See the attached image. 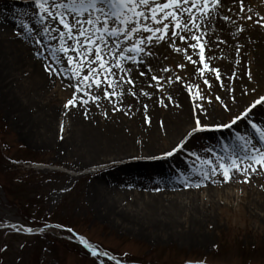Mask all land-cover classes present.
I'll return each instance as SVG.
<instances>
[{"label":"rangeland","instance_id":"rangeland-1","mask_svg":"<svg viewBox=\"0 0 264 264\" xmlns=\"http://www.w3.org/2000/svg\"><path fill=\"white\" fill-rule=\"evenodd\" d=\"M245 6L252 11L240 13L239 0H222L221 9L213 13V22L207 28L211 31L213 50L218 49L207 64L219 69V80L211 71L201 74L204 64L198 60L199 47L188 48L187 55L198 61L192 64L183 51L177 53L165 41L149 46L152 55H142V64L126 62V66L133 68V79H136L131 89L136 92L135 96L129 93L131 86L124 85L122 98L89 100L87 104L78 99L76 106L66 107L76 91L77 80L69 73L68 65L57 64L52 59L51 50L58 46V34L43 31L48 25L39 22L33 0H0V22L5 19L11 30L0 34V264L116 263L107 256H93L92 249L86 252L84 246L75 241L77 237L132 263L264 264V169L258 167L247 182L235 171L231 179L225 181L218 165L219 157L226 158L221 162L229 163L230 154H234L242 166L246 163L239 160L237 151L230 150L226 136L249 119L254 121L264 116V104L231 128L215 127L229 124L264 96V79L255 75L256 62L257 66L259 62L264 63V27L255 23L264 15V0H245ZM248 15L253 16L252 21L246 19ZM224 16H229L230 20H223ZM24 25L35 28L28 32ZM51 26L58 27L55 23ZM53 36L57 38L53 40ZM6 38L24 49L26 57L32 55V66L25 65L26 61L14 50L4 47ZM230 38L235 43H230ZM204 41L206 38L202 37V43ZM175 44L181 49L187 47L178 39ZM37 62L45 78H38L40 83L30 75ZM223 62L242 64L241 75L236 63L232 69H224ZM46 65L64 67L65 71L51 74ZM149 67L151 72H148ZM165 68L170 71H163ZM141 71L146 73L144 77L139 76ZM153 75L163 78L159 80L162 89L156 87L157 81L151 80ZM177 76L181 79L176 80ZM205 79L208 84L204 83ZM177 90L183 92V99L189 100L188 113L193 120L187 131L172 141L164 131L168 126L166 114L171 115L181 106ZM91 91L103 97L102 91ZM144 91L149 96L142 95ZM238 94L242 101L240 106H237ZM76 95L88 99L83 91ZM161 100L166 107L161 105ZM211 109L220 115L215 125L189 137L193 121L200 114L206 118ZM48 111L58 115L53 125L44 123L48 121ZM75 117L81 118L79 122ZM95 118L107 123L126 121L130 126L133 122L138 132L150 131L154 125V130H160L156 136L157 150L146 156L116 161L111 167L79 163L77 158L81 151L74 144L78 123H94ZM245 137L254 141L251 135ZM135 140L142 143L143 137L136 136ZM182 142L185 146L173 152ZM220 142L224 147H220ZM169 152L173 155H166ZM208 160L218 162L215 174ZM132 162L162 166V170L158 169L162 176L151 175L152 170H149L150 175L140 174L136 183L129 180L122 186L130 192L140 191L146 200L149 196L178 198L183 204L180 213L171 216L168 210L164 211L166 205L154 214H147L145 210L136 214L139 211L136 206L126 203H118L117 210L104 209L97 188L111 181H103V176L114 173L117 168L124 170ZM184 168H190L192 173H207L210 179L216 177L217 181L197 186L199 183L188 173L182 176ZM100 190V193L105 192L104 188ZM192 192L196 193V199ZM64 228H68L67 231L71 228L75 234H64Z\"/></svg>","mask_w":264,"mask_h":264},{"label":"snow or ice","instance_id":"snow-or-ice-1","mask_svg":"<svg viewBox=\"0 0 264 264\" xmlns=\"http://www.w3.org/2000/svg\"><path fill=\"white\" fill-rule=\"evenodd\" d=\"M33 3L34 13L38 16L39 22L48 25L43 31L45 33L52 31L59 36L58 46L51 50L53 61L57 64L68 65L69 73L77 80L74 86L76 91L66 107L76 106L78 99L87 104L89 100L92 102L99 101L101 98L111 100L114 96L122 98L124 85L131 86L129 93L135 96L136 92L131 90L136 83L133 79V68L126 66V62H131L132 65L142 64L140 57L142 55L151 56L149 46L153 44L168 42L177 53L183 51L186 59L192 64H197L198 61L193 60L191 55H187L188 48L195 50L199 47L200 62H204L205 45L202 43V37L208 36L207 28L213 22V13H218L222 6V0H33ZM228 11L231 12L232 9L229 8ZM245 11L251 12L252 9L251 7L246 8L245 0H239V12L244 13ZM222 19L228 21L230 17L224 16ZM246 19L252 21L253 16L248 15ZM52 23L57 24L58 27L53 28ZM255 23L264 27V15L259 16ZM23 27L28 32H32L35 28V26L29 27L28 25ZM240 31H243V28ZM56 38V36L52 37L53 40ZM177 39L185 42L187 47L184 49L177 47L175 44ZM190 41H196V43ZM179 67L183 68L184 65H179ZM46 69L51 74L57 75L65 71L64 67L55 68L51 65H46ZM205 70L211 71L216 79H220L219 69L210 68L205 63L204 69L200 70L201 74ZM151 71L149 67L148 72ZM163 71L168 72L170 69L165 68ZM145 75V72H139L140 77ZM160 79L163 78L151 76V80L157 81L156 87L162 89ZM180 79L179 76L176 77V80ZM204 83L208 84V80L205 79ZM188 88L191 92V86ZM92 89L102 91L103 97L93 94ZM117 89L120 90L117 91ZM82 91L88 97L87 100L76 95ZM142 95L149 96V93L144 91ZM197 95H199L198 92ZM168 99L171 100V97L169 96ZM217 99L219 100L220 97ZM160 103L167 106L163 100ZM262 104H264V96L256 99L229 124L215 127L231 128ZM145 108H147L146 105ZM248 123L259 135L260 140L264 141V126L254 123L251 119ZM206 128L207 126H202L200 120L197 119L196 126L188 135L191 137L194 133L204 131ZM237 138L243 142L244 150V155L239 160L246 163L242 166L238 158L230 154L227 159L231 162L220 163L219 169L222 170L225 181L230 180L235 171L241 173L245 177L244 182H247L250 174L257 172L258 167L264 169V148L256 147L249 138L239 134ZM184 146L185 142H182L173 152L179 151ZM173 152L166 155L172 156ZM197 159L200 157L197 156ZM218 159L223 161L226 158L219 157ZM207 163L212 164V161L208 160ZM216 172L217 168L214 166L212 173ZM204 175L207 178V173ZM80 239L86 247H91L83 237ZM92 255L97 256L99 253L93 248ZM104 255L107 254L104 253ZM109 259H115V257H109ZM116 264H121V261L116 260ZM187 264H193V262L189 261ZM195 264H203V262L198 261Z\"/></svg>","mask_w":264,"mask_h":264},{"label":"bare ground","instance_id":"bare-ground-1","mask_svg":"<svg viewBox=\"0 0 264 264\" xmlns=\"http://www.w3.org/2000/svg\"><path fill=\"white\" fill-rule=\"evenodd\" d=\"M3 21L0 22V34L3 35L7 31L10 30V25L5 22V19H2ZM212 30V29H211ZM4 32V33H3ZM208 40L204 43L205 45V61L200 62V57H198L199 63L201 65L207 63L210 61L211 56L218 51L213 50V42H211L210 37L212 36L210 33L211 31L208 30ZM5 46L8 50H14L24 62L25 65L30 64L33 60L32 55L25 56V53L23 52L24 49L19 48L18 45L9 38L5 39ZM230 43H235L231 38L229 40ZM28 55V53H27ZM210 57V58H209ZM212 60V59H211ZM30 61V62H29ZM35 62V61H34ZM234 63H236L239 68L240 75L242 72V64L239 62H223L222 67L224 69H232L234 66ZM256 62V77H261L264 79V63L259 62V66H257ZM32 66V65H31ZM41 66L40 63H34L33 68L31 69V77L32 79L35 78L36 81H38V78L45 79L43 76V73H41ZM30 71V70H29ZM136 80V79H135ZM47 80H45L46 84ZM38 83H40L38 81ZM216 85L218 84V81H214ZM44 81L42 84V87H44ZM51 89V88H50ZM177 94L180 96V108L175 112L173 111L171 113L172 117L169 113L166 114L167 124L165 131L167 132V136L172 140H177L178 136L185 133L187 131L188 126L191 124V121L193 120V117H189L188 113V106H189V100L183 99V92L181 90H177ZM226 98V97H225ZM237 100V106H240L242 104L241 97L238 94ZM184 101V102H183ZM187 101V102H186ZM212 112H208V116L204 118L200 116L197 118L200 120L202 126H213L215 125V122L218 121L216 118H220V115H216V110L211 109ZM154 115L156 114L154 111L152 112ZM48 121H45L44 123L46 125H53L55 123V119L58 117L56 112L52 111L47 114ZM74 117L70 118L72 120ZM76 122H79V117H75ZM196 119V120H197ZM196 120H194L193 128L196 126ZM88 123L86 121H83L82 123H78V137H77V143H74L75 148L81 151L80 157L77 158V161L81 164H105L106 167H111L113 164L116 163V161H121L123 159H129L133 157H139V156H146L154 151L157 150V144H156V136L160 130H154L155 126L152 125L150 128V131H142L138 132L135 129V124L131 122V126L129 122L121 123L117 120H114L110 123L105 122L104 120H99L95 118L94 123ZM209 123L211 125H209ZM123 124V125H121ZM208 124V125H207ZM81 127V128H80ZM130 128L132 133L130 132ZM250 132H253L249 128ZM71 135L74 134V128L70 129ZM233 136L232 138L236 140L237 133L234 129L232 130ZM140 136L143 137V142L136 143L135 137ZM241 148V145L238 146ZM115 162V163H114ZM114 166V165H113ZM132 169V170H131ZM162 170V166H156V165H150L148 163H136L132 162L129 166L125 167L124 170H121L117 168L114 173L104 175L103 181L109 180L110 183L106 185H99L97 188V193L100 194V203L104 206L105 210H117L116 207L119 204L126 203L127 206H136V208L139 210L137 213L141 214L143 211H147V214H154L155 212L159 211L163 208L162 205H166L164 211L168 210L167 212H170V215L176 216V214L180 213L182 210V203L178 200V198H174L171 196L169 199H162L159 198L161 196H149V199L146 200L143 198L144 196L140 191L134 192V191H128L127 188L125 189L122 184L126 183L127 181L131 180L132 182L136 183L138 180H136V177H138L140 174H147L150 175L149 170L151 171V175L158 174V176H162L161 173H159L160 170ZM143 170V171H142ZM163 182V181H162ZM112 184V185H111ZM114 184V185H113ZM100 188H104L105 192L100 193ZM209 194H212V189H210ZM258 195H260L258 192H256ZM134 194V196L132 195ZM141 194V195H140ZM193 197L196 199L195 192H192ZM131 197V200H129V197ZM182 196V195H181ZM133 198V199H132ZM198 198V197H197ZM193 199V198H192ZM167 201V202H166ZM193 201V200H192ZM194 203V202H193ZM120 206V205H119ZM126 210H129L130 207H125ZM131 210V209H130ZM132 211V210H131ZM141 212V213H140ZM166 224H170V222H167Z\"/></svg>","mask_w":264,"mask_h":264}]
</instances>
